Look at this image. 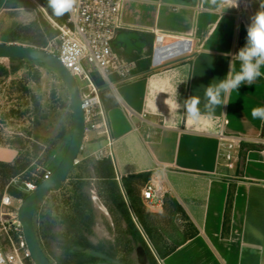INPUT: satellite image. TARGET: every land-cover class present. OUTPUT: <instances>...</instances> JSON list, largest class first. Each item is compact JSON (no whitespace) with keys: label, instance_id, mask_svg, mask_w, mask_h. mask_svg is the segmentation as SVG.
<instances>
[{"label":"crops","instance_id":"1","mask_svg":"<svg viewBox=\"0 0 264 264\" xmlns=\"http://www.w3.org/2000/svg\"><path fill=\"white\" fill-rule=\"evenodd\" d=\"M31 1L33 6L24 0H0V42L19 44L13 38L15 30L33 21L40 10L41 5ZM228 1L123 0L121 31L138 32L149 43L148 52L156 32L164 34L166 42L191 39V53L158 68L151 63L146 70L138 67L136 77H113V84H107L118 102L105 106L115 140L108 159L128 209L135 214L123 178L151 172V179L161 180L167 196L175 198L188 216L176 221L179 233L172 242L181 244L169 255L160 258L155 247L151 249L159 264H264V120L251 115L253 108L264 107V66L252 85H241L224 98L227 104L213 111L204 107L205 89L226 78L230 62L246 44L249 23ZM250 6L253 18L264 11V0H251ZM234 64L239 71L240 62ZM192 97L200 100L198 119L185 108ZM222 133L241 138L232 167L223 157L228 139H221ZM105 147V137L91 133L78 158L96 156ZM17 154L16 149L0 146L2 162H13ZM49 194L39 205L49 202ZM163 207L147 209L161 213ZM94 208L96 229L115 227L113 218ZM227 211L230 222L224 231Z\"/></svg>","mask_w":264,"mask_h":264},{"label":"trees","instance_id":"2","mask_svg":"<svg viewBox=\"0 0 264 264\" xmlns=\"http://www.w3.org/2000/svg\"><path fill=\"white\" fill-rule=\"evenodd\" d=\"M24 1L31 4V6L34 5L31 0ZM36 1L45 9V12L39 10L33 21L27 25L19 26L15 30L13 38L21 45L45 48L50 40L59 35L60 31L54 26V23L58 25L67 23L68 13L63 11L62 14H57L58 10L65 8L64 6L59 7V5H63L61 0ZM143 37L147 38L146 35H143ZM151 51L152 48L145 57L124 54L129 59H138L139 69L146 70L150 67ZM3 60L12 62L9 67L0 63V83L6 85L7 99H9V102L15 101L17 103L21 100L28 101L29 93H32L29 89V80L39 83L41 75L39 67L45 65L29 60L0 58V62ZM24 63H28V65L24 66ZM21 69L27 70L24 75L18 74ZM49 69L55 72L53 69ZM57 76L62 80L58 74ZM94 78L97 84L103 88L102 97L106 108L116 106L118 102L111 89L107 87L103 77L95 72ZM32 97H34L35 104L38 105L36 97L34 95ZM52 98L51 106H53V110L59 109L57 112L61 119L65 116L67 108L70 110L68 112L72 117L70 122L72 125L73 113L70 94L66 99L57 96L56 91H54ZM10 108L5 112L2 111V106H0V132L3 131L2 125H5L11 116L18 113L19 117H23L29 112V109H17V104H13ZM71 131L72 128L69 130L70 134ZM66 133L67 130H63L59 135V139L64 138ZM35 138H39V136L34 133L24 137V135L15 132L8 142H3L0 135V146L10 147L18 151L13 162L0 161V169L5 170L3 179L8 185L11 179L17 175L27 173L23 179L30 178L31 174L35 172L40 175L37 171L38 166L48 167L47 163H53V167H55L61 160V157L57 155V140L51 141L53 144L52 151L40 160L42 145ZM114 175L112 163L108 158L99 159L95 155L88 156L81 159L74 166L62 187L54 190L59 192H50L52 195L49 194V202L37 207L34 218L36 232L45 254L53 264H94L99 258L93 256L90 250L106 253L113 257L117 263L132 264L124 259H119L117 256V253H121V251H128L131 255L132 238H137L145 246L150 264H159L143 233L135 224L121 187ZM151 176V172L129 175L123 178V186L145 234L153 243L159 257L165 258L181 244L172 242L175 239V233H179V230H176V221L181 216L188 219V216L185 215V210L181 204L175 198L167 195L161 213H155L147 209L141 198V190L151 179ZM92 190L98 192L114 220L115 227H111L107 225V223L109 224L107 216L102 214V219L107 222V230L113 235V238L104 234L100 236V231L95 228L97 214L91 193H89ZM8 192L17 198L24 199L27 196V193L22 189L13 185H9ZM1 197L2 195L0 199ZM232 197L233 190L229 193L227 210H230ZM229 222L230 215L227 211L224 231H227ZM96 238L98 239L96 240ZM129 243L131 246H129ZM76 246H83L88 251L77 252L74 250Z\"/></svg>","mask_w":264,"mask_h":264},{"label":"built area","instance_id":"3","mask_svg":"<svg viewBox=\"0 0 264 264\" xmlns=\"http://www.w3.org/2000/svg\"><path fill=\"white\" fill-rule=\"evenodd\" d=\"M64 7L67 0H61ZM251 0H236L239 8L238 16L245 17L249 26L252 23L250 16ZM228 2L234 3V0ZM123 0H72V7L67 11V23L54 26L59 29V35L50 40L43 48L55 54L64 66L77 80L82 99L85 118V139L88 135L96 133L105 137V149L96 152L97 158H111L113 156L114 138L111 134L108 113L102 99L100 87L94 73H98L108 85H112V78L129 80L138 74V59H129L120 50L112 45V40L118 32L123 30L121 13ZM150 54L151 65L158 68L167 62L191 53L190 38H176L166 42L165 35L155 33ZM84 82L81 86L78 79ZM221 139H228L224 144L223 157L227 165L232 167L234 153L239 147L241 138L221 134ZM84 147V144H83ZM80 159H76V164ZM45 173L41 175V171ZM32 177L23 179L22 174L13 177L9 185L31 193L38 184L49 178L53 168L37 167ZM167 190L161 180L151 179L142 189V198L150 209L162 208L165 203ZM23 198L12 196L5 191L0 201V264H35L31 252L23 235V229L18 217V209ZM14 202L17 207L13 209ZM132 218L141 230L137 216L129 208ZM153 249V248H152ZM156 256V255H155ZM159 262V260H158Z\"/></svg>","mask_w":264,"mask_h":264},{"label":"water","instance_id":"4","mask_svg":"<svg viewBox=\"0 0 264 264\" xmlns=\"http://www.w3.org/2000/svg\"><path fill=\"white\" fill-rule=\"evenodd\" d=\"M112 45L115 49L124 52L126 55L136 54L138 56H143L149 49V43L144 40L138 32L127 30L118 32L112 40ZM0 58L29 60L53 69L62 78L70 94L73 124L68 147L49 178L42 180L35 190L28 193L22 200L18 209V217L22 225L23 235L35 264H53L45 254L39 242L34 218L37 207L43 199L48 196L50 192L60 189L63 183L68 179V176L76 165V159L79 157L83 148L85 139V118L79 85L75 77L64 66L61 60L55 54L43 48L0 42ZM44 173L45 169L41 171V175ZM91 192L93 205L100 208L108 217L112 218L107 207L101 201L97 191L92 190ZM74 250L77 252L88 251V249L83 246H76ZM90 253L103 260L99 264H120L116 263L112 257L103 252L90 250ZM135 260L136 264H150L147 250L140 241H138L136 247Z\"/></svg>","mask_w":264,"mask_h":264},{"label":"rangeland","instance_id":"5","mask_svg":"<svg viewBox=\"0 0 264 264\" xmlns=\"http://www.w3.org/2000/svg\"><path fill=\"white\" fill-rule=\"evenodd\" d=\"M38 7L41 11H43L40 8L41 6ZM25 65L27 66L28 63H24V66ZM39 69L41 71L40 82L34 83L32 80H29V89L32 91V93H29L28 101L21 100L20 102L18 101V103L15 101L9 102V99H7L6 96L7 94L6 85L0 83V106H2V111L6 112L8 109H11L10 107L13 104H17V109L20 110L29 109V112H27L23 117H19L18 113L11 116V118L8 119L5 125H2L3 131L0 132V135L2 137L3 142H8L11 135H14L15 132L19 133L20 135H24V137L29 136L30 133H34L35 135H38L39 138H35V140L42 145V151L39 156L40 160L44 159V157L47 156L50 151H52L53 144L51 141L57 140V144H56L57 155L58 157L62 158L68 147L71 137L69 130L70 128H72L71 127L72 125L70 123L72 117L70 116V112H68L70 110H68L67 108L65 112V116L63 117V119H61V117L58 115L59 113L57 112L59 111V109L53 110V106H51V103L53 102L52 94L54 91H56L57 96L59 95L68 99L69 97L68 88L66 87L65 83L62 80H60L56 72H53L52 70H50L48 67L45 66L39 67ZM26 71H27L26 69H21V72H19L18 74L24 75ZM78 82L81 86L84 85V82L81 81L80 79H78ZM32 95H34L38 100V105L35 104L34 97H32ZM65 129L67 130V133L65 134L64 138L59 139V135ZM46 165L53 169L56 167V166L53 167V163H47ZM4 171L5 170L0 169V196L1 195L3 196L5 191H8V187H9V185L3 179ZM26 174L27 173H22V177H25ZM16 207H17V203L14 202L13 209H15ZM100 229H101L100 230L101 234H99L100 236L103 234L105 235V233L109 234V232L106 231L107 229L105 230L103 227H101ZM141 232L143 233L150 249L154 248L153 243L149 240V238L145 234V231L141 229ZM110 238H113V235L111 233H110ZM97 239L98 238H96V240ZM131 243H132L131 255H129L128 251H123V252L121 251V253H117L118 254L117 256L119 259H124L128 262H131L132 264H136L135 251L138 244V239L132 238ZM129 246H131L130 243Z\"/></svg>","mask_w":264,"mask_h":264},{"label":"clouds","instance_id":"6","mask_svg":"<svg viewBox=\"0 0 264 264\" xmlns=\"http://www.w3.org/2000/svg\"><path fill=\"white\" fill-rule=\"evenodd\" d=\"M215 2L216 0H213V3ZM235 3L236 0L231 6H235ZM71 7L72 0H67L65 8L58 10L57 14H62L63 11H68ZM234 60L240 62L239 71L235 68ZM262 66H264V11L261 10L253 17L252 23L247 29L246 44L230 62L226 78L209 85L205 89V109L213 111L216 106L227 104L228 102L224 98L230 92L237 91L241 85H252L262 75L260 71ZM199 103L200 100L195 97L185 102V108L189 116L199 118L201 113L196 107ZM251 115L254 119L264 120V107L253 108Z\"/></svg>","mask_w":264,"mask_h":264},{"label":"flooded vegetation","instance_id":"7","mask_svg":"<svg viewBox=\"0 0 264 264\" xmlns=\"http://www.w3.org/2000/svg\"><path fill=\"white\" fill-rule=\"evenodd\" d=\"M101 227H103L105 230L107 229V227H104V225L103 226H100V227H98V231H100L101 229ZM107 232H109L108 230H106ZM109 235V236H108ZM105 236H107V237H110V232H109V234H106L105 233ZM106 254V253H105ZM108 255V254H107ZM111 257V256H110ZM113 258V257H112ZM114 259V258H113ZM115 260V259H114ZM103 260H101V259H99L98 261H96L94 264H99L100 262H102ZM116 262V261H115ZM117 263V262H116Z\"/></svg>","mask_w":264,"mask_h":264},{"label":"snow or ice","instance_id":"8","mask_svg":"<svg viewBox=\"0 0 264 264\" xmlns=\"http://www.w3.org/2000/svg\"><path fill=\"white\" fill-rule=\"evenodd\" d=\"M63 6H64V5H59V7H61V8H62Z\"/></svg>","mask_w":264,"mask_h":264}]
</instances>
